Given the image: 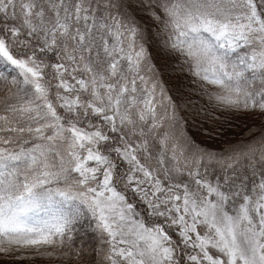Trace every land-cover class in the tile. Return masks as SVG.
<instances>
[{
    "label": "snow or ice",
    "instance_id": "1",
    "mask_svg": "<svg viewBox=\"0 0 264 264\" xmlns=\"http://www.w3.org/2000/svg\"><path fill=\"white\" fill-rule=\"evenodd\" d=\"M0 264H264V0H0Z\"/></svg>",
    "mask_w": 264,
    "mask_h": 264
},
{
    "label": "trees",
    "instance_id": "2",
    "mask_svg": "<svg viewBox=\"0 0 264 264\" xmlns=\"http://www.w3.org/2000/svg\"><path fill=\"white\" fill-rule=\"evenodd\" d=\"M183 85L185 86V89H187L188 85H189V80L185 79L182 81ZM192 99L195 101L196 99V94L193 93Z\"/></svg>",
    "mask_w": 264,
    "mask_h": 264
}]
</instances>
